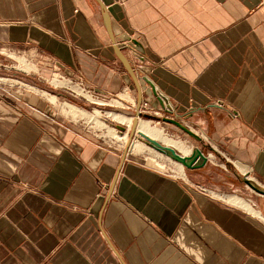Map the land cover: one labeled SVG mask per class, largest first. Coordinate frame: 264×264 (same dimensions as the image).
<instances>
[{"label": "crops", "instance_id": "crops-1", "mask_svg": "<svg viewBox=\"0 0 264 264\" xmlns=\"http://www.w3.org/2000/svg\"><path fill=\"white\" fill-rule=\"evenodd\" d=\"M0 47L33 65L0 80V264H264L263 216L204 193L209 163L179 178L112 148L71 97L162 110L149 80L210 162L264 185V0H0Z\"/></svg>", "mask_w": 264, "mask_h": 264}, {"label": "rangeland", "instance_id": "rangeland-1", "mask_svg": "<svg viewBox=\"0 0 264 264\" xmlns=\"http://www.w3.org/2000/svg\"><path fill=\"white\" fill-rule=\"evenodd\" d=\"M26 54L27 53H24L23 51L20 52L17 49L15 50L9 47H0V56L3 58V62H5L3 65H0V77L7 80H1L3 82H6L7 87L5 86V88H14V84L18 79L17 76H19L21 73H25V71H32L31 68L33 65L29 64V60L27 57L28 54ZM20 59H24L27 65L22 64ZM28 65L30 68H28ZM59 79L60 78L58 76H55L53 82L56 83V81H58L62 85V89L70 92V90L67 88L69 82L67 80ZM75 89L78 91V94L72 92V94L74 95H71V97L77 100L76 105L85 112L83 116L78 115V123H80V128L84 130V132L93 135V137H95L99 141L106 143V145H110L112 148H116L119 150L128 148L129 150L134 151L130 146H124L123 140L117 138L112 130V128H115L116 133L120 135V133L127 132L128 128L130 127L127 123H120L112 119V117L108 115V112H118V114L122 116L133 117L134 121H137V117L138 119L141 118L143 120H148L152 125L162 128L164 132L166 131L165 134L167 136L184 141L188 146H190V151L194 146H199L201 144L199 143L200 141L183 131L181 128L172 123L165 122L162 117L174 116L165 111V109L163 108L162 110L157 109L159 113L146 112L137 107L136 101L133 100L132 102H127L125 100L127 98L126 95H122L120 97L101 98L89 96L87 91L81 89L80 87L75 86ZM68 103L75 104L71 101H68ZM63 112L67 113L65 109H63ZM145 113L152 114L155 117H145L143 116V114ZM90 115L98 116V119L103 121L104 124H100L93 118H90ZM179 120L185 123V119L181 118ZM117 124L123 125L125 129L121 131L116 127ZM128 136L130 140H136L145 144V151L141 152L140 154L144 159L147 160L148 164H150L151 166L158 168L161 171H166V173L177 174L180 171L186 174L188 169L187 167L171 159L165 154L157 151L153 147H149V145L142 141L137 131L132 132V128L129 129ZM211 154V159L214 162H210V155L208 154V168L210 177L212 178H204V182L206 183V185L202 186L204 188H207L211 192L209 194L204 191L203 192L208 194L212 198H218L215 196L216 194H225L226 196L238 194L249 200L254 205V208L256 207V209L261 212L264 220V195L258 194L244 182L238 179L235 174L227 168V160L220 157L217 153L211 152ZM249 175L250 177L254 178L252 173H250Z\"/></svg>", "mask_w": 264, "mask_h": 264}, {"label": "water", "instance_id": "water-1", "mask_svg": "<svg viewBox=\"0 0 264 264\" xmlns=\"http://www.w3.org/2000/svg\"><path fill=\"white\" fill-rule=\"evenodd\" d=\"M124 40H126L129 43V45L134 47L139 52L137 53L138 56H141L140 55L141 53L142 54L145 53L142 43L139 42L137 39H133L130 37V35H126ZM126 63L130 67L127 61ZM147 81L151 85L153 93L157 97L158 101L160 102L161 107L169 113L173 112V107L169 104L168 100L164 96L158 94V92L156 91L151 81L149 80ZM141 104L142 103H139V105L137 106L139 109H141ZM143 116L150 117V118L155 117L154 115L147 114V113L143 114ZM162 118L165 122L172 123L176 125L177 127L181 128L183 131H185L192 137L196 138L198 141H202L201 136L198 133H196L194 130H192L189 126H187L181 120L176 119L174 117H169V116H165ZM185 118H188V116H184V119ZM136 123L137 121L135 120L134 125L132 127V132L136 131ZM116 127L119 128L121 131L125 129V127L121 124H117ZM137 132L140 135L142 141L145 142L147 145H149L150 147H153L154 149L165 154L171 159L181 163L183 166L187 167L188 169H197V168L204 167L209 161V155L205 154L204 150L199 146L193 147L190 153L183 154L180 150L172 146L163 144L162 142L158 141L154 137H151L150 135L146 134L143 131H137ZM226 165H227V168L231 170L238 179H240L242 182H244L247 186H249L252 190L257 192L258 194L264 195V185L263 184L258 182L256 179L246 175V173L245 174L242 173L232 161L227 160Z\"/></svg>", "mask_w": 264, "mask_h": 264}, {"label": "bare ground", "instance_id": "bare-ground-1", "mask_svg": "<svg viewBox=\"0 0 264 264\" xmlns=\"http://www.w3.org/2000/svg\"><path fill=\"white\" fill-rule=\"evenodd\" d=\"M0 80L7 81L5 78H2V77H0ZM58 83L59 82L56 81V84H58ZM108 115H110L112 117V119H114L120 123H127L128 126L130 127V128H128V130L131 129L134 125V118L133 117L122 116V115L118 114V112L117 113L116 112H108ZM90 118H93L94 120H96L100 124H104L103 121L98 119V116L90 115ZM112 130H113V133L116 135L117 138L123 140L124 146H130L136 152L145 151V146H144L145 144H143L139 141H136V140H130L129 139L128 130H127V132H124V133L119 132L120 135L116 133L115 128H112ZM136 131H143L146 134L150 135L151 137H154L158 141L162 142L163 144L172 146V147L180 150L183 154L190 153V148H189L190 146H188L184 141L177 140L175 138L167 136L165 134L166 131L164 132V130L162 128L155 126V125H152L150 123V121H148V120H143L141 118L138 119V117H137ZM241 170H242V172H245L244 169H241ZM215 196L216 197H222V196H220V194H216ZM227 198L231 202L240 204L243 207L244 206L247 207L248 209L253 211L256 215H262V214H260L259 210L253 208L250 203H248L245 199H243L237 195H228Z\"/></svg>", "mask_w": 264, "mask_h": 264}, {"label": "built area", "instance_id": "built-area-1", "mask_svg": "<svg viewBox=\"0 0 264 264\" xmlns=\"http://www.w3.org/2000/svg\"><path fill=\"white\" fill-rule=\"evenodd\" d=\"M86 91H87V93H88L89 96L101 97V98H105L106 97L105 95H102V96L101 95H98V93L95 92V91H90V90H86ZM8 93H10V92L8 91ZM141 110L146 111V112L159 113L157 109L153 108L146 101L142 102V104H141ZM164 172H166V171H164ZM245 173H246V175L250 176L249 174L252 173L251 172V169H248L247 172H245ZM168 174H170V175H172L174 177H179V178H182L184 176V175H181L180 173H177V174L168 173ZM182 174H184V173H182ZM201 190L204 191V192H206V193H208V194L211 192L207 188H204V187H201Z\"/></svg>", "mask_w": 264, "mask_h": 264}, {"label": "flooded vegetation", "instance_id": "flooded-vegetation-1", "mask_svg": "<svg viewBox=\"0 0 264 264\" xmlns=\"http://www.w3.org/2000/svg\"><path fill=\"white\" fill-rule=\"evenodd\" d=\"M177 119V118H176ZM178 119H181V118H178ZM203 149V148H202Z\"/></svg>", "mask_w": 264, "mask_h": 264}]
</instances>
